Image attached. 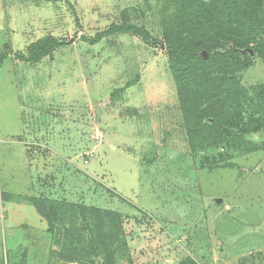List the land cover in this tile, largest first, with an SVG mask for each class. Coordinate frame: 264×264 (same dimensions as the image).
Returning <instances> with one entry per match:
<instances>
[{"label": "rangeland", "instance_id": "374dc122", "mask_svg": "<svg viewBox=\"0 0 264 264\" xmlns=\"http://www.w3.org/2000/svg\"><path fill=\"white\" fill-rule=\"evenodd\" d=\"M125 13L157 43L82 39ZM48 37L69 44L15 57ZM0 55V264H105L92 218L72 231L87 207L121 217L114 264H264V133L191 149L156 0H0ZM239 76L254 98L264 59ZM37 199L66 206L52 226Z\"/></svg>", "mask_w": 264, "mask_h": 264}, {"label": "trees", "instance_id": "16d2710c", "mask_svg": "<svg viewBox=\"0 0 264 264\" xmlns=\"http://www.w3.org/2000/svg\"><path fill=\"white\" fill-rule=\"evenodd\" d=\"M156 2L161 18L163 47L178 85L180 111L191 149L240 147L244 135L264 133V85L255 86L252 89L254 98H249V91L242 86L239 76L254 64L256 57L264 59V0ZM115 34L140 37L147 45L157 43L145 27L131 24L126 13L122 15V24H112L93 39L86 36L82 39L96 45L103 38ZM67 44L64 40L48 37L33 44L28 54H16L15 57L36 63ZM203 52L207 53V57ZM6 59L7 55H0L1 64ZM133 84L129 83L128 87ZM245 109L249 111L246 120ZM219 168L241 170L240 166L230 162L209 164L211 171ZM31 204L50 226L66 207L44 199L33 200ZM78 209L79 212L74 209L71 217L72 231H76V219L79 217L84 220L92 218L97 237L102 242L105 264H114V253L109 252L105 239L108 237L112 245L124 243L119 213L88 207ZM70 232L71 229L65 233L68 235ZM70 241L74 243L76 238L71 237ZM178 264L200 263L188 259Z\"/></svg>", "mask_w": 264, "mask_h": 264}, {"label": "water", "instance_id": "95a60500", "mask_svg": "<svg viewBox=\"0 0 264 264\" xmlns=\"http://www.w3.org/2000/svg\"><path fill=\"white\" fill-rule=\"evenodd\" d=\"M249 53L253 56L252 50L249 51ZM204 57H207V53L203 52Z\"/></svg>", "mask_w": 264, "mask_h": 264}, {"label": "crops", "instance_id": "0c3cea01", "mask_svg": "<svg viewBox=\"0 0 264 264\" xmlns=\"http://www.w3.org/2000/svg\"><path fill=\"white\" fill-rule=\"evenodd\" d=\"M2 206L4 207V204H3V202H2Z\"/></svg>", "mask_w": 264, "mask_h": 264}, {"label": "built area", "instance_id": "2783aa9c", "mask_svg": "<svg viewBox=\"0 0 264 264\" xmlns=\"http://www.w3.org/2000/svg\"><path fill=\"white\" fill-rule=\"evenodd\" d=\"M3 217V216H2Z\"/></svg>", "mask_w": 264, "mask_h": 264}]
</instances>
